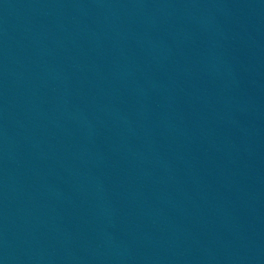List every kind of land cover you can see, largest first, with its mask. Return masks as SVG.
<instances>
[{
  "label": "water",
  "instance_id": "1",
  "mask_svg": "<svg viewBox=\"0 0 264 264\" xmlns=\"http://www.w3.org/2000/svg\"><path fill=\"white\" fill-rule=\"evenodd\" d=\"M0 264H264V0H0Z\"/></svg>",
  "mask_w": 264,
  "mask_h": 264
}]
</instances>
